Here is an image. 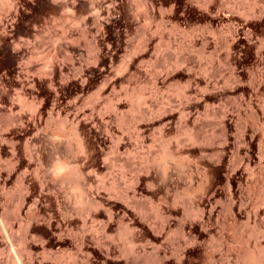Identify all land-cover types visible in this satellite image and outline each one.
I'll list each match as a JSON object with an SVG mask.
<instances>
[{"label":"rangeland","instance_id":"1","mask_svg":"<svg viewBox=\"0 0 264 264\" xmlns=\"http://www.w3.org/2000/svg\"><path fill=\"white\" fill-rule=\"evenodd\" d=\"M68 1H69V4L67 3L65 5L68 7L67 8L64 6V4H62L61 0H60V3L62 5L60 4L56 6L52 5L49 2V0H0V264H16V261L19 259V257L22 258V263L26 264L25 256H27V254H30L29 256H31V258L33 259L32 264H67L69 263L70 259L71 261L69 264H71V262L72 264L73 263L75 264H133L130 262V258L128 259L129 254H132L133 257L139 254V258L137 259L138 262L136 261L137 262L136 264H144V263L145 264H156L157 259L162 260L164 264H179L180 262L181 264H186V263L187 264H220V263L221 264H263L264 263L263 261L264 260V235H263L264 234V228H263L264 227L263 226L264 225V214H263L264 213V206H263L264 205V200H263L264 192L262 194L261 192L264 191V183H262L264 182V158H263L264 157L263 156L264 155V152H263L264 150L263 148L264 147V136H263L264 127H262L264 126L263 124L264 123V113H263L264 111V0H211L212 2L210 0H201V1L200 0H157V3L160 7V11L159 10L158 12L155 11L152 18L150 17L147 18L146 13L143 10H141V8L138 7L139 4L137 5L136 0H128L127 3L128 2L130 3L128 4L131 7H133L132 9H134L135 11L134 13L137 14L135 15L137 18L136 19L137 22H135V24L133 25H129L128 23L122 21V17L120 14L121 12L118 10L117 6L115 7L113 6L112 8L111 6L108 7L107 5L106 7V4L104 5V3H101V2L99 3V1L97 0H74V1L68 0ZM70 1L73 2V4L75 5H73ZM82 3L84 4L82 5ZM206 3L208 4L207 6H205ZM90 4L91 6H89ZM100 5H102L101 8H100ZM63 7L65 8L63 9ZM90 7H94V8L90 9ZM96 7L97 9L99 7L102 13L99 9L97 10ZM103 7H105L106 9ZM250 8L252 12L250 11ZM107 9L108 11H106ZM137 9L140 11H138ZM208 11L209 13H207ZM101 14H102V17H101ZM84 16L86 18H84ZM95 16L97 17L96 19H95ZM114 19H115V22H114ZM142 33H144V35ZM142 35L145 36L144 38L146 39L148 37H152V38H149L152 40L147 42L149 44L148 45L146 44L147 46V47L145 46L146 48L143 47L144 39ZM140 38L142 41L140 40ZM102 42H103V46H102ZM99 43L101 44V46L99 45ZM136 44L138 46H136ZM132 46L133 47L135 46L134 47L135 49ZM132 48H133V51H132ZM93 50H94V53H93ZM97 50H99V52ZM96 51L97 53H95ZM131 51H132V55L129 53ZM65 53H66V56L67 55L68 57L71 56L72 60H74L72 61V63L75 62L73 63L74 64L73 66H77L78 69L76 67H73L75 70L69 69L70 67H72V66H69L70 64L69 60L71 58H68L69 64H67L68 63L67 60L65 61L66 56L63 57ZM98 54H100V56ZM95 55H98L99 57L104 58L105 60L112 59L111 60L112 64H110V67L113 71L117 69L116 67L120 64V61L123 58H126V59H130L131 57L133 58V59L131 58L132 64L130 63L131 66L127 70L128 73L126 71V74H127V76L125 75L126 83L123 81L122 85L120 87L118 86L115 90L116 92L118 91V93L120 92L127 93V96H129V97L126 96L124 98L122 96L123 104L121 105V108H124L122 110L124 112V113L122 112L124 115L123 118L125 117L124 119L127 120L125 123V120L123 119L124 121L123 124L124 123L126 124V126L124 125L125 127L129 126L127 124L130 123L128 121L131 120V117L133 114L132 110H130L129 108L131 107V104L129 103L131 102L132 98L136 100V101L132 100L134 103L140 102L139 103L140 110H142L141 113H143L142 118H141V120L143 119L142 120L143 122H141L139 127L142 128L143 130V131L141 130L142 131L141 132L142 144L145 146L142 145L144 150L143 152L141 150L142 153H140V158H138V161L136 162L137 164H139L138 162L141 163L140 164L141 165L140 167L141 175H139V177L143 179L140 180L139 178L140 181H138V184L135 187H133L135 188V191L137 193V195L135 193L133 202H131L130 200L131 199L130 194L132 192L129 191L130 198L127 200V203L129 200L131 202L129 205L124 202V200L122 199L123 197L121 198L119 189L121 186V191H123L124 189H122V187H124V185L127 186L131 184V182H128V181L132 175L134 176V174L132 173H135L134 172L135 167L133 168V166H135L136 164L135 163L136 158L131 156L132 155L131 152H127V153L122 152V149L120 151L124 155L120 153L121 156H119L117 153L115 154L113 152V157H114L113 158L112 155L110 154L112 153V148L110 149L112 145L109 144L108 142L110 141L108 139V136H111V134L116 135L117 132L115 131L114 128H117V126H120V124L117 121H115V118L110 117L109 119H107L109 120L108 123L110 124V126L109 124L105 126L104 123H102L101 125V123H99L98 121H94L95 124L97 122L99 124L97 123V126L93 125V126H96L93 129L91 128V126L94 122L91 124L89 123V124L84 125V129L86 128L88 129V126L91 125L89 126L91 128L89 129V132L92 136L88 133V135H90L88 136L90 138V140L88 141L91 142V144L93 143L92 145H94L92 146L93 151L91 150L90 152H88L87 153L88 156H86L87 158L84 159L81 155H79V153L76 152V148H75L76 143H75V140L72 134L69 131L71 130V127H72L71 122L70 121L67 122V120L64 118V115L62 113L57 114L56 112H53V113L51 112L53 115L50 114L49 112L45 113V108L47 109L50 102H52L51 101L52 93L49 90L51 88H49L50 86H48V81H49L48 71L49 70L47 69H50L49 65L53 64L55 61H56L55 63L57 64L59 62L58 65L60 66L63 65V68L61 66V68L63 69V70L61 69V72L62 71L65 72V74L63 72L62 75H64L63 77H66V79L63 77H60L62 80L58 79L59 81L57 80L56 81L57 83L55 82L56 86H54V88H56V91H58L59 93L61 92L60 97H66L67 94L66 92L62 90V88H64L63 86L65 85L64 83L68 84V85L67 84L65 85L66 86L65 88H67V86L77 84L78 79L72 78L71 76L74 73L75 74L73 76L75 77L82 74L80 75V77H78L79 80L81 81L80 78H82V81H83V79L85 78L86 79V80L84 79L85 84L89 82L87 83L89 87L91 86L93 87L94 84H96L95 74L97 73L96 70L98 68L99 63L95 60L96 59L94 58ZM123 55L125 57H123ZM127 55H129L130 58ZM91 57H93L94 59L93 58L91 59ZM76 58L81 62V64ZM50 61L51 63H49ZM82 61H85V63ZM180 62H182L184 65ZM77 63L79 64L77 65ZM179 64L180 65L182 64V65L180 66ZM135 65L138 68L137 67L134 68ZM80 66L82 68H80ZM66 68L67 70L69 69V71H67ZM90 69L91 70L94 69V70L91 71ZM205 69L206 70L209 69L210 72L209 70H207V72H204L206 71ZM76 71L79 73H77ZM132 71L138 73L139 76H137L138 77L137 80L139 81H135V80L133 81V79H130L128 77V75L131 74L130 72ZM208 72L210 73L209 75L212 78H208V75L206 76L204 74V73L207 74ZM66 74L68 75L70 74L69 78L67 77ZM200 75L205 76V78L203 76L200 78ZM195 77H198L196 78V81H198L199 78L200 80L203 78L204 81L206 82L205 88H207V90L209 89L210 90L212 89V90L207 91L203 89L204 88V83L202 82L203 79L201 81L199 80V82L195 81V83H193L195 80ZM92 78H93V81H92ZM74 79L76 81H74ZM208 79H210L211 82ZM134 82L137 83V85L134 84ZM207 82L211 83L209 84L210 85L209 89H208ZM196 83L198 85H196ZM258 83L260 84V86H258ZM133 84H134V87H133ZM183 84H186L187 87L189 86L192 87V88L191 87L189 88L190 92L187 90L189 94L190 93L194 94L193 92L194 90L195 93H197V94H194V97H197L195 95H199L198 96L199 98L202 96L201 103L198 102V104L195 106L197 102L194 101L195 98L192 96L188 97L189 102L183 101L181 99L179 100L176 99V97H178V93L180 92L179 90L186 88L185 86L183 87ZM201 84L203 85V87H198V86H202ZM255 87L258 89H256ZM201 88L202 90H200ZM195 89H198V90H195ZM203 90L204 92L207 91L206 95L205 93L202 92ZM208 92H213V93H208ZM64 93L66 94L65 96H63ZM210 94H213V95H210ZM19 95H22V96H19ZM18 96L21 98L23 97L24 98L23 100L26 99L25 101H23V103L25 102V104L29 103V101L31 100L30 102L31 103L33 102L35 104L34 107L37 105L36 108L38 107L39 110H41V113L43 112L42 117H40L42 119L39 118L41 121H37L38 120L37 116L36 117L32 116L33 118L30 117L32 114L28 113L30 111L24 107L25 104H22L23 105L21 106L22 108H19L20 107L19 105L21 103L18 102L19 101L17 98ZM134 96H136L137 98L136 97L134 98ZM190 98H194V99L190 100ZM143 99L145 103L147 102L146 104H148L147 108L148 107L151 108L147 110L148 112L146 111L147 108L145 107L146 104L143 102ZM39 100L41 102H39ZM177 101H182V102H177ZM190 101H194L195 103H192V102L190 103ZM17 102L20 104H18ZM202 102H205V103L207 102V106H208V107L206 106L207 109H209L210 107L208 112H207V109L205 110V112L208 113L207 120L210 119L209 121L204 120L205 121L204 122L201 120V118L197 119L200 117V114H202L199 112H203L204 109L206 108L205 106H203ZM248 102H250L251 104ZM185 103H186V106L184 105ZM209 103L213 105L210 104L211 105L210 106ZM245 104H247V106ZM248 104L251 105L250 109L248 107ZM128 105L130 106L128 107ZM161 105L164 107H162ZM183 105L185 109H187V111L190 109L191 111V112L189 111L190 114L193 112V114L191 115H193L194 118L197 115L195 120L197 121L201 120L200 122H197L198 126L193 125L197 123L196 121L193 122L194 119H191L193 118V116L191 115H190L191 117L188 118V121L185 120L184 122H182L178 118L176 120L178 113L182 112V110H184L185 112ZM188 106L189 107L193 106V107L189 108ZM196 107L199 108L200 110L197 109ZM211 107L214 110H212ZM177 108L179 111L177 110ZM194 109L196 111H194ZM124 110H126L127 112ZM149 110H151V112ZM163 110L166 112V114ZM170 110H172L171 113L173 112V114L171 115L169 114ZM211 110L212 112H210ZM157 111H160V112L157 113ZM175 111H178V113H176ZM9 112L11 114H9ZM129 113L131 114V116H129ZM147 113H150V114H147ZM159 114H161L160 117L158 116ZM210 114L212 116H210ZM148 115H151L152 117H156L155 120L154 118H152L153 120L150 119L151 117H148ZM48 116H49L48 119L50 121L49 120L45 121V119H47ZM128 116L130 117V119ZM257 116H258L259 121L255 120ZM148 120L150 121V123L148 122ZM161 121L163 122V124ZM21 122L23 123V125H21L22 124ZM116 122L119 125L116 124ZM179 122L180 123L182 122L183 124H185L186 122L187 126L186 124L184 126L181 124L183 127L182 126L179 127L178 126V124H180ZM201 122L202 123L204 122V123L200 124ZM45 123H46V126L44 125ZM212 123L214 124L212 125ZM164 124L167 129L162 126ZM255 125H258L259 128L263 130H259L258 126L256 127ZM55 126L56 127L58 126L57 130L56 128H54ZM103 126H104V129H103ZM150 126L151 127L153 126L154 129L157 128V130L154 131V129H151ZM160 126H162L161 129L159 128ZM60 127L61 128L63 127L62 130ZM107 127H109L108 130L109 129L111 130V131L109 130V133H108V130L106 131ZM176 127L179 129H177ZM33 128H36L37 130ZM190 128H192L193 130ZM197 128H199L200 131ZM53 129L54 131L55 130L57 131V133L55 131L56 135L54 136L53 134H50L54 132ZM112 129L114 130L113 133H112ZM50 130L52 132H50ZM156 131L158 132V134ZM186 131L190 132L188 136L186 135L188 133V132L186 133ZM241 132L243 135L241 134ZM198 133L200 136L198 135ZM189 135L194 136V138L190 137ZM46 136L48 137L47 140H49L50 142L45 140L47 138ZM49 136L50 138L52 136L53 137L50 139ZM57 136H59L60 139ZM242 136L245 138L244 140ZM29 137H30V140H29ZM154 137L155 139H153ZM200 137L202 141L197 140L198 142L200 141L201 142L196 143L197 142L196 138L200 139ZM249 137L251 138V140ZM25 138H27V142H28L27 144H26V141H24L26 140ZM101 140L102 142H100ZM193 140H195L196 142H194ZM110 142L113 143V140H111ZM38 145L40 148L38 147ZM24 146H27V148H29V150L33 152H36L38 150L39 152L37 151L36 153L38 154L40 153L42 157L46 156L47 161L43 163V165L46 167H43V165L39 166L37 164L38 165L37 169L39 173L38 175H40L39 177H42L44 173L43 171H47L50 168L52 169V167L50 168L48 167L51 164H53L54 162L53 160L57 158L59 160L62 159L61 160L62 162L61 161L60 162L63 163L64 168H67V170H68V167L74 168L73 165L75 166L81 165L82 167L80 168L83 170V174L85 176V184L83 186L85 189L83 190L85 193L86 192L88 193L85 194L83 190L81 189L80 190L85 195L91 194L92 198L95 201L97 200H98L97 202L101 201L102 206L104 204V207L102 206H97L96 208L94 207L93 208L94 211L92 210L91 212L92 214L90 215L91 217L92 215H94L92 218L95 217L94 218L96 220L95 227L99 230V231L97 230L98 234L92 236L91 233L88 232V229H84L86 231L85 238L86 237L87 238L85 240L84 245H81L82 247L79 245V242H78L79 236L76 237L78 234L76 235L75 232H73L75 236L72 233H71L72 235L69 234L70 232L69 231L67 232L66 231L67 229L64 228V226H62L61 220L63 218H71V221L73 220L72 222L74 223L73 231H76V233L78 232L80 233L79 231L80 229L78 227H79L80 217L84 215V210H85L84 205L85 204H83V202L85 203V196L81 193V191L78 192L79 189L76 191L77 188H76L74 180H70L69 182L58 184L61 186L60 187L56 185V183L54 184L50 183L46 179V181H48L49 183V186L53 188H50L48 184L46 185L48 186L47 188L46 186L43 187V193L41 192L42 196L45 193L43 197L40 195L41 193L39 194V191H37L38 189L34 190L33 192L31 190V185L33 188L32 171L30 169L29 170L27 169L25 172L22 168L20 169V165L18 161L16 162L17 160L15 156L16 151L19 148L22 149ZM32 146L34 147V149H32L33 148ZM127 146H129V143ZM150 148L153 149L152 151L155 153L153 155L157 154L155 156L156 158L152 157V151H150L151 156L150 154H147L149 153L148 149L150 150ZM261 149L262 151H260ZM40 151H43V152H40ZM45 151L48 153H46ZM217 151L219 152L215 153ZM243 151L245 152L247 156H250L251 159L253 158L252 159L253 163L251 162L252 164L249 163L250 166H247L250 172L246 170L247 169L245 166L246 164L244 163L246 162V159L248 157L247 156L243 157V155H245ZM262 152L263 154L261 155ZM49 153L50 155H46ZM214 153L216 156L214 155ZM258 153H259V156H257ZM144 154H145V157H144ZM146 154L149 155V157L152 159H149ZM163 154L165 157H163ZM212 154L215 156L214 158ZM115 155H118L119 158L118 156H116L117 159H115L116 158ZM169 155H173L169 157V158L173 157V159L171 160L169 159L172 163L171 162L169 163V160H167ZM101 156H103V158ZM209 156L210 158L212 157V159H210ZM146 157H147V160L145 159ZM163 158L166 159L168 163L166 160L163 161ZM131 159H135V160H131ZM84 160L88 163V166H87V163L84 162ZM110 160L111 162L114 161L115 164H112L114 162L111 163ZM151 160H152V164H151ZM160 160L163 161L162 164H160L161 162ZM233 160H235L236 162ZM165 161H166V164L168 165L164 164ZM193 161L194 162L198 161V162L197 163L195 162L194 164ZM240 161H242L243 163ZM75 162H79L80 164L79 163L77 164ZM116 162H118L121 165H119ZM133 162L135 164H133ZM230 162L231 163L233 162V165ZM125 163H126V166H125ZM144 163L145 165H143ZM157 163L160 166L156 165ZM177 163H178V166H177ZM235 164L239 166V169L234 168V166H236ZM241 164L244 165L245 168H243ZM112 165H114V168H112ZM118 165L121 167L120 169ZM162 165L166 166V168L161 169L163 168ZM195 165L197 168H195ZM198 167H200L199 171H198ZM131 168H133L132 169L133 171L131 170ZM230 168L232 169V171L230 170ZM51 169L48 171L50 172ZM122 169H125V170L121 171ZM171 169L174 171H172ZM194 169L196 171H194ZM201 170H204V171H201ZM235 170H238L237 173H234V174L230 173V172H235ZM62 171L66 172L64 169ZM146 171H148V173ZM153 171L155 173H153ZM239 171H240L241 176L238 175ZM122 172L123 174H121ZM198 173L199 175H197ZM96 174L98 177L96 176ZM206 174L209 175L208 177L210 178V180H207L209 179L207 178L204 181V179L202 178L203 177L205 178L207 176ZM229 174H231L232 177L231 175L228 176ZM19 175H23L24 181H25V182L23 181L22 183L24 184L20 186L18 183L19 178H23V177H20ZM26 175H28L27 176L28 178L26 177ZM112 175L115 177H113ZM116 175H118V177L123 175L122 178L125 176L123 180L125 181L127 180L126 184H123V186L119 184L118 188L113 185L115 189L119 190L118 191L119 194L116 192L117 190L115 191L114 187L111 186L113 184V180L117 178ZM200 175L201 177H199ZM165 177L166 179H164ZM234 177L236 178L235 180H234ZM112 178L114 179L112 180ZM227 178L230 180H228ZM152 179L155 180V182H151ZM99 180H101L102 182L101 181L99 182ZM199 180L200 181L202 180V181L200 182ZM238 180L239 182H237ZM250 180H252V182ZM111 181H112V184H111ZM215 181L217 184L215 183ZM147 182L148 183L150 182V184H147ZM120 183H125V182L120 181ZM249 183H250V186H248ZM251 183H252V188L254 189L251 188ZM70 184L72 188L70 187ZM201 184L202 185L204 184L205 187L202 188ZM260 184L262 185V187L260 186ZM246 185L248 187H246ZM87 186L89 188H87ZM73 187H75V190ZM44 188H46L47 190ZM152 188H154V190ZM248 190L250 191L247 192ZM35 191L38 194H36ZM69 191L72 192L74 195L72 193L71 195ZM228 192H230V196ZM97 193L100 195H98ZM231 193H233V195ZM140 194L142 195L140 196ZM38 197H40V200ZM139 197H142V199ZM149 197L150 199L148 200ZM230 197H232L233 200L232 198L230 200ZM82 198L84 200L83 202L80 201L82 200ZM35 199L39 200L37 204H34L33 202V200ZM120 199H122V202H124V204L120 202L121 201ZM255 199H257L258 203ZM21 200H23L27 204L22 205L21 202L23 201ZM163 200L167 202L165 203ZM259 201H262L261 203L263 204H261ZM81 202H82V205H81ZM158 202L160 205L157 204ZM196 202H198L199 204ZM55 203H58L57 205H58V209L60 210V213L58 212V209ZM171 203L175 205L174 206L175 208L172 207L171 209V205H172ZM125 204H127L128 206L126 205L125 207ZM134 204L136 205L137 208L135 207ZM148 204H151V205H148ZM24 205H26L27 207ZM28 205H29V209L31 210L28 209ZM112 205L113 207L114 206L115 207L113 208ZM197 205H199L200 207H204V212H205L204 213L205 215L203 217V220H204L203 226L205 224L206 232L203 235V237L200 238V240L204 239L203 240L204 242L202 241L203 242L202 244L204 246L201 245L202 247L200 248H197L196 246H194L193 248H190L189 246V248L186 247V249H184L185 252L182 250H178L177 248L178 251L180 252L182 251L181 252L182 254L178 251L175 252L176 250L175 246L177 245L174 244L175 237H176V235L174 234V226L177 220L174 218H177V217L179 218L182 211H184L187 215L189 213L190 217L191 216L194 217L193 215L197 213L196 212L197 210L195 208ZM33 206L35 208H33ZM260 206H262L263 208L262 207L260 208ZM18 207H21V208H19L18 210ZM127 207H129V210L127 209ZM131 207L133 210H131ZM134 207L136 210H134ZM157 207L159 208V212L156 209ZM209 207L210 208L213 207L212 209L214 212L211 214L212 216L210 215L211 217L209 216V218H207L206 212L209 210ZM81 208H82V211H81ZM230 208H232L233 210ZM237 208L240 209L239 210L240 213L238 211L239 214H237L236 212ZM256 208L258 209L256 210ZM108 209L110 211L112 210L115 211L116 214H114L115 219L112 222V225L110 226V228L108 227L109 229L107 228L105 230V233H107V236H106L105 233L104 234L102 233L101 228L103 227V224L106 222L107 215L104 213L108 214L110 212V211L107 212ZM121 209L125 211L128 214V216L131 214V216H129V219H133V220L127 222V219H128L127 218L126 225L118 227L116 223V219L118 215L117 212H119V210ZM190 209L193 212H190ZM194 211L196 213H194ZM81 212L83 213V215ZM139 213H140V216H139ZM170 213L172 215L169 218L168 214ZM257 213L259 215H257ZM151 214H154L153 218ZM254 215L256 216V218H254ZM258 216H260L261 218ZM97 218L101 220L99 221L97 220ZM59 219H60V229L62 228L61 230L57 228L54 229V226ZM147 220L150 222L151 227L150 226L148 227L149 222ZM165 224H166V228H165ZM133 226L134 227L136 226L135 228L137 229L136 231L133 230V232L137 235L136 236L137 238H135L137 244L134 241L135 245L127 241L129 239V236H128L129 229L132 228ZM261 228L263 231L261 230ZM151 229L153 230L155 229L154 230L155 232ZM149 232L150 233L152 232L155 235L158 232L160 233V237H157V240H156V238L152 236L153 234L151 233L150 235ZM173 234L175 235V237ZM151 236L153 237V239H151L152 238ZM104 237L106 239H104ZM171 237L173 241H170ZM58 238H60V242H64V244H62L63 246L60 245L61 250L57 249L54 246V243L56 239ZM139 238L141 239L139 240ZM161 238L162 239L164 238V240H160ZM154 239L156 240V242ZM165 239H168L169 242L168 240H165ZM147 240H154V241L147 242ZM159 240L162 241L163 243L161 242L160 244ZM144 242L146 243V245ZM149 242L152 243V244L150 243L151 247L155 244H156V247H158V249L159 247L160 248L162 247L160 250H158V253H159V254L157 253V255H159L157 256L158 258L154 256L153 251H152L153 247L150 248ZM171 242L173 243L170 245ZM142 243H144V245ZM108 244H110V246ZM141 244L143 245L144 248H142ZM41 248H44V250L47 253L43 252ZM202 248L205 252V259L203 261H200L197 259H195L196 261L194 259L190 260L189 256L192 254L194 256L196 255V253L201 252L202 250L200 249ZM194 249L195 250L197 249V250L195 251ZM138 250L140 251V253ZM141 250H143L144 252L142 251L141 253ZM132 251H134L136 255H134L133 254L134 252ZM48 252H49V255H47ZM66 254L69 256H66ZM184 255L186 257L183 258ZM179 257L182 258L183 261ZM124 258H127V259L125 260ZM185 258L186 259L188 258V261L190 263H188V261ZM177 259H178V263H177ZM179 259L181 261H179Z\"/></svg>","mask_w":264,"mask_h":264},{"label":"bare ground","instance_id":"2","mask_svg":"<svg viewBox=\"0 0 264 264\" xmlns=\"http://www.w3.org/2000/svg\"><path fill=\"white\" fill-rule=\"evenodd\" d=\"M74 1V0H73ZM97 1H99V3L101 2V3H104V5L106 4V7H107V5H108V7L109 6H111L112 8H113V6L115 7V6H117L118 7V10L121 12L120 14H121V17H122V21H124V22H126V23H128L129 25H133V24H135V22H137L136 21V16L135 15H137V14H135L134 12V9H132L133 7H131L128 3H127V1L128 0H97ZM96 1V2H97ZM137 1V5L139 4V8H141V10H143L145 13H146V15H147V18H152V16H153V14H154V12L156 11V12H158V10L160 11V7H159V5H158V3H157V0H136ZM201 1V0H200ZM211 1V0H210ZM49 2L52 4V5H60L61 3H60V0H49ZM61 2H62V4H64V6L68 3L69 4V1L68 0H61ZM71 2V1H70ZM77 2V1H76ZM83 2V1H82ZM87 2V1H86ZM85 2V3H86ZM90 2V1H89ZM95 2V1H94ZM134 2V1H133ZM212 2V1H211ZM72 4H73V2H71ZM81 3V2H80ZM93 3V2H92ZM208 3H209V1H208ZM61 4V5H62ZM84 3H82V5H83ZM211 4V3H210ZM221 4V3H220ZM73 5H75V4H73ZM81 5V6H82ZM86 5V4H85ZM87 5H88V3H87ZM93 5V4H92ZM97 5V4H96ZM133 5V4H132ZM202 5H204V4H202ZM208 4L206 3V5L205 6H207ZM218 5V4H217ZM72 6V5H71ZM89 6H91V4L89 5ZM101 6L102 5H100V8H101ZM58 7V6H57ZM65 7H67V6H65ZM65 7H63V9L65 8ZM83 7V6H82ZM116 7V8H117ZM138 7H136V8H138ZM204 7V6H203ZM62 8V7H61ZM68 8V7H67ZM92 8H94V7H90V9H92ZM103 8H105V7H103ZM209 8V7H208ZM82 9V8H81ZM88 9H89V7H88ZM96 9H97V7H96ZM98 9H99V7H98ZM97 9V10H98ZM106 9V8H105ZM110 9V8H109ZM204 9V8H203ZM217 9H219V8H217ZM100 10V9H99ZM103 10V9H102ZM115 10V9H114ZM138 10V9H137ZM136 10V11H137ZM210 10V9H209ZM86 11V10H85ZM89 11V10H88ZM92 11V10H91ZM101 11V10H100ZM106 11H108V9L106 10ZM110 11V10H109ZM138 11H140V10H138ZM250 11L252 12V10H251V8H250ZM97 12V11H96ZM96 12H94V13H96ZM105 12V11H104ZM111 12V11H110ZM84 13V12H83ZM86 13V12H85ZM89 13V12H88ZM93 13V12H92ZM101 13H102V11H101ZM114 13V12H113ZM160 13V12H159ZM207 13H209V11L207 12ZM217 14V13H216ZM91 15V14H90ZM96 15V14H95ZM213 15V14H212ZM212 15H210V16H212ZM218 15V14H217ZM88 16V15H87ZM156 16V15H155ZM220 16V15H219ZM92 17V16H91ZM101 17H102V14H101ZM100 17V18H101ZM106 17V16H105ZM109 17V16H108ZM218 17V16H217ZM84 18H86L85 16H84ZM97 17L95 16V19H96ZM99 18V17H98ZM154 18V17H153ZM216 18V17H215ZM223 18H224V16H223ZM94 19V20H95ZM103 19V18H102ZM105 19V18H104ZM216 20V19H215ZM96 21V20H95ZM121 21V20H120ZM223 21V20H222ZM98 22V21H97ZM114 22H115V19H114ZM117 22V21H116ZM118 24V23H117ZM120 25V24H119ZM137 25V24H136ZM245 25V24H244ZM116 26V25H115ZM118 27V26H117ZM135 27V26H134ZM125 28V27H124ZM229 28H231V27H229ZM231 31V30H230ZM235 31V30H234ZM199 33V32H198ZM143 35H144V33H142ZM149 34V33H148ZM142 35V36H143ZM153 35V34H152ZM202 35V34H201ZM200 35V36H201ZM149 36V35H148ZM147 36V37H148ZM145 36H143V39H144V41H143V47L144 48H146L147 46H146V44L148 45L149 43H147V42H149L150 40H152V39H149V38H152V37H148L147 39L146 38H144ZM154 38V37H153ZM140 40H141V38H140ZM142 41V40H141ZM126 42V41H125ZM117 43V42H116ZM140 43V42H139ZM152 43V42H151ZM154 43V42H153ZM120 44V43H119ZM129 44H131V43H129ZM141 44V43H140ZM99 45L101 46V44L99 43ZM133 45V44H132ZM64 46V45H63ZM69 46V45H68ZM102 46H103V42H102ZM136 46H138L137 44H136ZM146 46V47H145ZM65 47V46H64ZM99 47V46H98ZM133 47V46H132ZM135 47V46H134ZM133 47V48H134ZM140 47H141V45H140ZM97 48V47H96ZM108 48V47H107ZM133 48H132V51H133ZM139 48V47H138ZM151 48V47H150ZM64 49V48H63ZM67 49H68V47H67ZM99 49V48H98ZM103 49V48H102ZM106 49V48H105ZM135 49V48H134ZM143 49V48H142ZM141 49V50H142ZM95 50V49H94ZM94 50H93V53H94ZM144 50V49H143ZM98 52H99V50H97ZM97 51L95 52V53H97ZM102 51V50H101ZM129 51V50H128ZM132 51L131 52H129L131 55H132ZM108 52V51H107ZM116 52V51H115ZM125 52H127V51H125ZM90 53V52H89ZM92 53V54H93ZM101 53V52H100ZM105 53V52H104ZM103 53V54H104ZM91 54V53H90ZM102 54V53H101ZM115 54V53H114ZM120 54H121V52H120ZM127 54V53H126ZM129 54V55H130ZM94 55V54H93ZM99 56H100V54H98ZM98 55H95V57L94 58H96L95 60L99 63V65H98V68H97V73L95 74L96 75V84H94V86L91 88V87H89V85H87V83H89V82H87L86 84H85V81H84V79H83V81H82V78H80L81 79V81L79 80V78L78 77H80V75H82V74H80L79 76H73V75H71L72 76V78H77L78 80H77V84H75V85H70V86H67V88H65L66 86V84L67 83H64L65 85H63L64 86V88H62V90L64 91V92H66V94H67V96L66 97H60V93L58 92V91H56V88H54V86H56V84H55V82L59 79V80H62L60 77H63L64 75H62L63 74V72L64 71H62L61 72V69L63 68V65H61L62 66V68H61V66L60 65H58L59 64V62H58V64L57 63H53V64H50L49 66H50V69H47L48 68V66H47V70H49L48 72V79H49V81H48V86H50L49 88H51V89H49L50 91H51V93H52V102H50V104H49V106H48V108L46 109L45 108V113H50V114H52L53 112H56L57 114H60V113H62L63 115H64V118L67 120V122L68 121H70L71 122V125H72V127H71V130H69L70 131V133L72 134V136H73V138H74V140H75V143H76V152L77 153H79V155H81L84 159H86L87 157L86 156H88V152H90L91 150H92V146H94V145H92L91 144V142H89L88 140H90V138L88 137V136H90L91 134H90V132H89V129H93L94 127H96L97 126V123L99 122V123H101V125H102V123H104L105 124V126L107 125V124H109L108 123V121L109 120H107V119H109L110 117H113V118H115V121H117L119 124H120V126H117V128H114L115 129V131L117 132V134L116 135H112L111 134V136H108V139L111 141V140H113V143L112 142H110V141H108L109 142V144H111L112 146L110 147V149L112 148V153H110L111 155H112V157H113V152L116 154H118L119 156H121L120 155V153H121V149H122V152H131V156L132 157H134V158H136V161H135V163L138 161V158H140V153H142L143 152V147H142V134H141V132L143 131L142 130V128H140L139 127V125L141 124V122H143L142 120H141V118H142V115H143V113H141L142 112V110H140V102L138 103V102H133L132 100H134L133 98H132V100H131V102L129 103V104H131V107H129L130 105H128V107L130 108V110H132V112H133V114H132V117H131V120L130 121H128V122H130L129 124H127V125H129V126H127V127H125L126 126V121L127 120H125L124 118H123V109L124 108H121V105L123 104V99H122V96H123V98L124 97H126L127 96V93H118V91L116 92L115 90H116V88L119 86H121L122 85V83H123V81L125 82L126 81V79H125V75L127 76V74H126V71L128 70V68L131 66L130 65V63L132 62L131 60L133 59L132 57V59L130 58V56L129 55H127V56H129V58L130 59H126V58H123L121 61H120V64L116 67L117 69L116 70H112L111 69V67H110V64H112L111 62V60L112 59H109V60H105L104 58H101V57H99ZM108 55H109V53H108ZM118 55V54H117ZM66 56V53H65V55H63V57H65ZM70 56V55H69ZM89 56V55H88ZM126 56V57H127ZM120 57V56H119ZM123 57H125L124 55H123ZM68 58H71V56L70 57H68V55L65 57V61L67 60V62H68ZM80 58V57H79ZM93 57H91V59H92ZM93 58V59H94ZM54 59H56V58H54ZM63 59V58H62ZM77 59V58H76ZM91 59H90V61H91ZM78 60V59H77ZM81 60H82V58H81ZM88 60V59H87ZM54 61V60H53ZM52 61V62H53ZM62 61V60H61ZM64 61V62H65ZM70 61V64H69V62L67 63V64H69V66H72V67H70L69 69H74L73 67H76L77 68V66H73L74 64L73 63H75V62H73L72 63V61H74V60H72V58L69 60ZM79 61V60H78ZM78 61H76V62H78ZM86 61V60H85ZM85 61H82V62H84L85 63ZM95 61V62H96ZM89 62V61H88ZM93 62V61H92ZM49 63H51V61L49 62ZM63 63V62H62ZM79 63L81 64V62L79 61ZM79 63H77V65L79 64ZM180 63H182V62H180ZM61 64V63H60ZM89 64V63H88ZM94 64V63H93ZM92 64V65H93ZM132 64V63H131ZM183 64V63H182ZM181 64V65H182ZM65 65H66V63H65ZM76 65V64H75ZM83 65V64H82ZM97 65V64H96ZM180 65V64H179ZM180 65V66H181ZM184 65V64H183ZM66 67V66H65ZM137 66L135 65V67L134 68H136ZM80 68H82L81 66H80ZM79 68V69H80ZM138 68V67H137ZM45 69V70H46ZM69 69L67 70V68H66V70L67 71H69ZM78 69V68H77ZM76 69V70H77ZM85 69V68H84ZM87 69V68H86ZM89 69V68H88ZM63 70V69H62ZM75 70V69H74ZM82 70V69H81ZM91 70V69H90ZM89 70V71H90ZM94 70V69H93ZM93 70H91V71H93ZM138 70V69H137ZM206 70V69H205ZM207 70H209V69H207ZM207 70L206 71H204V72H207ZM66 71V72H67ZM71 71H73V70H71ZM70 71V72H71ZM79 71V70H78ZM84 71V70H83ZM83 71H82V73H83ZM88 71V72H89ZM77 72V71H76ZM203 72V71H202ZM209 72H210V70H209ZM204 73L206 76L208 75V78H212V77H210V73ZM47 73V72H46ZM69 73V72H68ZM77 73H79V72H77ZM127 73H128V71H127ZM131 74H129L128 75V77L130 78V79H133V81L135 80V81H139V80H137V76H139L138 75V73L137 72H130ZM44 74V73H43ZM64 74H65V72H64ZM92 74V73H91ZM203 74V75H204ZM67 75V77L69 78V75L68 74H66ZM65 75V76H66ZM195 75V74H194ZM202 75V76H203ZM191 76H193V75H191ZM201 75H200V78L202 77ZM82 77V76H81ZM88 77V76H87ZM199 77V76H198ZM198 77H195V80H194V82L193 83H195V81H196V78H198ZM204 78H205V76H203ZM63 78H65L66 79V77H63ZM200 78H199V80H200ZM46 79H47V77H46ZM64 79V80H65ZM203 79V78H202ZM201 79V80H202ZM58 80V81H59ZM63 80V81H64ZM68 80H70V79H68ZM86 80V79H85ZM199 80L198 81H196V82H199ZM200 80V81H201ZM206 80V79H205ZM209 81H210V79H208ZM213 80V79H212ZM72 81V80H71ZM70 81V82H71ZM74 81H76L75 79H74ZM92 81H93V78H92ZM132 81V80H131ZM161 81V80H160ZM216 81V80H215ZM67 82V81H66ZM73 82V81H72ZM129 82V81H128ZM156 82V81H155ZM192 82V81H191ZM190 82V83H191ZM202 82L204 83V90H207V88H205L206 86V82L204 81V79L202 80ZM201 82V83H202ZM211 82V81H210ZM57 83V82H56ZM59 83V82H58ZM63 83V82H62ZM126 83V82H125ZM132 83V82H131ZM130 83V84H131ZM184 83H186V82H184ZM188 83H189V81H188ZM208 83V82H207ZM55 84V85H54ZM91 84V83H90ZM134 84H136L137 85V83H135L134 82ZM134 84H133V87H134ZM153 84H154V82H153ZM156 84V83H155ZM192 84V83H191ZM190 84V85H191ZM209 84H211V83H208V89L210 88L209 86ZM214 84V83H213ZM215 84H217V83H215ZM45 85H47V84H45ZM68 85V84H67ZM127 85H128V83H127ZM188 85V84H187ZM196 85H198L197 83H196ZM202 85V84H201ZM58 86H59V84H58ZM125 86V85H124ZM123 86V87H124ZM180 86H181V84H180ZM186 87V88H184V89H182V90H179L180 92L178 93V97H176V99H181V100H183V101H188L189 100V98L188 97H194V94H197V93H195V91L193 90V92H194V94L192 93H188L187 92V90L190 92V90H189V88L191 87V86H189V87H187L186 86V84H183V87ZM193 86V85H192ZM258 86H260V84L258 83ZM47 87V86H46ZM194 87H195V85H194ZM197 87V86H196ZM198 87H203V85L202 86H198ZM217 87V86H216ZM215 87V88H216ZM192 88V87H191ZM256 88V87H255ZM125 89V88H124ZM123 89V90H124ZM180 89V88H179ZM256 89H258V88H256ZM118 90H119V88H118ZM122 90V91H123ZM195 90H198V89H195ZM200 90H202V88L200 89ZM204 90L202 91L203 93H205V95H206V92L207 91H209V90H207L206 92H204ZM212 90V89H211ZM210 90V91H211ZM62 91V92H63ZM121 91V90H120ZM126 91V90H125ZM176 91H178V90H176ZM255 91V90H254ZM260 91V90H259ZM127 92V91H126ZM199 92V91H198ZM215 92V91H214ZM22 93H24V92H22ZM133 93V92H132ZM201 93V92H200ZM208 93H213V92H208ZM207 93V94H208ZM19 94V93H18ZM21 94V93H20ZM31 94V93H30ZM63 94V93H62ZM65 93H64V95L63 96H65L66 95ZM128 94H130V93H128ZM188 94H189V96H188ZM218 94V93H217ZM220 94V93H219ZM176 95V94H175ZM202 95V94H201ZM204 95V94H203ZM210 95H213V94H210ZM221 95H222V93H221ZM19 96H22V95H19ZM17 97L18 98V102H20V103H18V104H20L19 106V108H22L21 106H23L22 104H25V102L23 103V101H25V100H23L24 98V95H23V97L21 98V97ZM49 96V95H48ZM133 96V95H132ZM177 96V95H176ZM195 96H197V97H194L195 98V102H197L196 104H195V106L198 104V102H200L201 103V100H202V96L199 98L198 96L199 95H195ZM127 97H129V96H127ZM136 96H134V98H135ZM32 98H34V97H32ZM48 98V97H47ZM137 98V97H136ZM194 98H190V100H193ZM212 98H214V97H212ZM220 98V97H219ZM43 99V98H42ZM45 99V98H44ZM126 99V98H125ZM140 99V98H139ZM138 99V100H139ZM33 100V99H32ZM61 100V101H60ZM137 100V101H138ZM213 100V99H212ZM31 101V100H30ZM29 101V103H26L25 104V108H27V110H29L30 112H28V113H30V114H32L30 117H32V116H37L38 118V120L37 121H41L40 119H42V118H40V117H42V113H41V110H39V108L37 107L36 108V106L34 107V103L32 102H30ZM49 101V100H48ZM128 101H130V100H128ZM127 101V102H128ZM134 101H136V100H134ZM140 101V100H139ZM174 101H176V100H174ZM194 101H190V103L192 102V103H195ZM207 101V100H206ZM215 101V100H214ZM240 101V100H239ZM249 101V100H248ZM251 101V100H250ZM39 102H41L40 100H39ZM134 104H133V103ZM142 102V101H141ZM143 102L145 103V101H144V99H143ZM177 102H182V101H177ZM189 102V101H188ZM247 102V101H246ZM38 103V102H37ZM126 103V102H125ZM147 103V102H146ZM145 103V104H146ZM184 103V102H183ZM182 103V104H183ZM190 103H188V104H190ZM203 103V106H207V102L205 103V102H202ZM206 105H205V104ZM241 103V102H240ZM248 103H250V102H248ZM43 104H44V102H43ZM172 104V103H171ZM177 104V103H176ZM187 104V105H188ZM211 103H209V105H210ZM239 104V103H238ZM251 104V103H250ZM147 105L148 104H146V108H147ZM168 105V104H167ZM178 105V104H177ZM176 105V106H177ZM180 105H181V103H180ZM179 105V106H180ZM185 106H186V103L184 104ZM184 105H183V107H184ZM202 105V104H201ZM211 105H213V104H211ZM210 105V106H211ZM246 106H247V104H245ZM41 106V105H40ZM44 106V105H43ZM127 106V105H126ZM144 106V105H143ZM162 106V105H161ZM160 106V107H161ZM175 106V107H176ZM216 106H217V104H216ZM122 107H124V106H122ZM142 107V106H141ZM162 107H164V106H162ZM181 107H182V105H181ZM189 107V106H188ZM191 108L193 107V106H190ZM189 107V108H190ZM208 107V106H207ZM207 107L204 109V111L203 112H205V110L207 109ZM214 107V106H213ZM248 107H249V109H250V107H251V105H249L248 104ZM12 108V107H11ZM170 108H172V107H170ZM197 108V107H196ZM195 108V109H196ZM212 108V107H211ZM223 108H224V106H223ZM226 108V107H225ZM238 108H240V107H238ZM42 109V108H41ZM144 109V108H143ZM148 109H151V108H147L146 109V111L148 110ZM153 109V108H152ZM157 109H159V108H157ZM161 109V108H160ZM175 109V108H174ZM180 109V108H179ZM184 109H185V107H184ZM194 109V111H196ZM197 109H199V108H197ZM209 109H210V107H209ZM209 109H207V112L209 111ZM216 109V108H215ZM262 109V108H261ZM20 110V109H19ZM24 110V109H23ZM129 110V109H128ZM154 110V109H153ZM156 110V109H155ZM176 110V109H175ZM177 110H178V108H177ZM182 110V109H181ZM180 110V111H181ZM193 110V109H192ZM200 110V109H199ZM212 110H214L213 108H212ZM212 110L210 111V112H212ZM16 111V110H15ZM18 111V110H17ZM26 111V110H25ZM124 111H126V110H124ZM150 112H151V110H149ZM164 111V110H163ZM171 111L172 110H170V112H169V114L171 115V114H173V112L171 113ZM179 111V110H178ZM178 111H175L176 113H178ZM187 109H185V112H184V110H182V112H180V113H178V116L176 117V120H177V118L180 120V121H182V122H184L185 120H187L188 121V118L189 117H191V116H193V115H191V114H193V112L190 114L189 113V111H190V109L187 111ZM223 111H225V110H223ZM263 111V110H262ZM21 112V111H20ZM52 112V113H51ZM123 112V113H122ZM127 112V111H126ZM130 112V111H129ZM148 112V111H147ZM155 112V111H154ZM158 112H160V111H157V113ZM165 112V111H164ZM174 112V113H175ZM191 112V111H190ZM203 112H199V113H202V114H200V117L199 118H197V119H200L201 118V120L202 121H206L207 120V118H208V113H203ZM214 112V111H213ZM237 112V111H236ZM250 112H251V110H250ZM19 113V112H18ZM44 113V114H45ZM162 113V112H161ZM196 113V112H195ZM198 113V112H197ZM229 113V112H228ZM263 113H264V111H263ZM9 114H11L10 112H9ZM43 114V115H44ZM55 114V113H54ZM147 114H150V113H147ZM163 114V113H162ZM165 114H166V112H165ZM169 114H167V115H169ZM212 114V113H211ZM210 114V116H212ZM217 114V113H216ZM220 114V113H219ZM20 115V114H19ZM46 115V114H45ZM49 115V114H48ZM53 115V114H52ZM62 115V116H63ZM145 115V114H144ZM160 115L161 114H159L158 116L160 117ZM167 115H165V116H167ZM191 115V116H190ZM22 116H23V114H22ZM50 116V115H49ZM49 116L47 117V119H45V121H47V120H49L48 118H49ZM57 116V115H56ZM59 116V115H58ZM61 116V115H60ZM125 116H127V115H125ZM129 116H131V114L129 113ZM128 116V117H129ZM163 116V115H162ZM197 116V115H196ZM196 116H195V118H194V116H193V118H191V119H194L193 120V122H195L196 121V123L197 122H200V121H197V120H195L196 119ZM209 116V117H210ZM225 116V115H224ZM228 116V115H227ZM255 116V115H254ZM34 117V118H35ZM148 117H151L150 119H152V118H154V120H155V118L156 117H152L151 115H148ZM158 117V118H159ZM222 117V116H221ZM17 118H18V116H17ZM22 118V117H21ZM33 118V117H32ZM40 118V119H39ZM45 118V117H44ZM43 118V119H44ZM51 118V117H50ZM163 118V117H162ZM167 118V117H166ZM173 118V117H172ZM213 118V117H212ZM211 118V119H212ZM27 119V118H26ZM123 119L125 120V123L123 124ZM129 119H130V117H129ZM146 119V118H145ZM149 119V118H148ZM149 119V120H150ZM161 119V118H160ZM254 119H255V117H254ZM30 120V119H29ZM111 120V119H110ZM114 120V119H113ZM148 120V122L150 123V121ZM153 120V119H152ZM175 120V121H176ZM178 120V121H179ZM210 119H208L207 121H209ZM215 120V119H214ZM255 120H258V116H257V118L255 119ZM50 121V120H49ZM53 121V120H52ZM65 121V120H64ZM94 121H98L96 124H95V122ZM146 121V120H145ZM158 121V120H157ZM166 121H168V120H166ZM165 121V122H166ZM175 121H173V122H175ZM204 121V122H205ZM212 121V120H211ZM229 121H230V119H229ZM259 121V120H258ZM27 122V121H26ZM29 122V121H28ZM94 122V123H93ZM116 122V124H118ZM155 122V121H154ZM162 122V121H161ZM170 122V121H169ZM180 123V124H178V126L180 127V126H184L185 124H186V122H185V124H183V123ZM203 122V123H204ZM224 122V121H223ZM22 123V122H21ZM47 123V122H46ZM46 123L44 124L45 126H46ZM91 124V123H93L92 124V126L91 125H89V126H91V128L88 126V129L86 128V129H84V125H86V124ZM98 123V124H99ZM113 123V122H112ZM147 123V122H146ZM145 123V124H146ZM178 123V122H177ZM192 123V122H191ZM202 122L200 123V124H203ZM257 123V122H256ZM261 123H263V122H261ZM35 124V123H34ZM37 124V123H36ZM58 124V123H57ZM118 124V125H119ZM123 124V125H122ZM162 124H163V122H162ZM182 124V125H181ZM214 123H212V125H213ZM239 124V123H238ZM260 124V123H259ZM264 124V123H263ZM21 125H23V123L21 124ZM39 125H40V123H39ZM56 125V124H55ZM93 125H96V126H93ZM125 125V126H124ZM161 125V124H160ZM175 125V124H174ZM173 125V126H174ZM193 125H197L198 126V123L197 124H193ZM246 125V124H245ZM34 126V125H33ZM109 126H110V124H109ZM124 126V127H123ZM163 127H165V124L164 125H162ZM162 126H160L159 128L161 129V127ZM176 126V125H175ZM177 126V127H178ZM182 126V127H183ZM186 126H187V124H186ZM244 126V125H243ZM256 127L258 126V125H255ZM27 127V126H26ZM35 127V126H34ZM115 127V126H114ZM145 127V126H144ZM151 127V126H150ZM153 127V126H152ZM151 127V129H154V127L152 128ZM176 127V128H177ZM196 127V126H195ZM242 127V126H241ZM262 127H264V126H262ZM261 127V128H262ZM23 128V127H22ZM32 128V127H31ZM42 128V127H41ZM45 128V127H44ZM54 128H56V130H57V128H58V126L56 127H54ZM61 128V127H60ZM63 128V127H62ZM62 128H61V130H62ZM65 128V127H64ZM99 128V127H98ZM108 128L109 127H107V129H106V131L108 130ZM111 128V127H110ZM158 128V129H159ZM166 128V127H165ZM164 128V129H165ZM175 128V127H174ZM188 128V127H187ZM186 128V129H187ZM194 128V127H193ZM254 128V127H253ZM258 128H259V126H258ZM33 129H36V128H33ZM103 129H104V126H103ZM144 129V128H143ZM151 129H149V130H151ZM167 129V128H166ZM177 129H179V128H177ZM190 129H192V128H190ZM198 130H199V128H197ZM242 129V128H241ZM241 129H239V130H241ZM244 129V128H243ZM248 129V128H247ZM23 130V129H22ZM37 130V129H36ZM38 130H40V129H38ZM48 130V129H47ZM51 130H52V128H51ZM50 130V132H52ZM55 130V131H56ZM59 130V129H58ZM85 130V131H84ZM98 130V129H97ZM110 130V129H109ZM109 130H108V133H109ZM142 130V131H141ZM155 130H157V128H155L154 129V131ZM182 130V129H181ZM185 130V129H184ZM193 130V129H192ZM191 130V131H192ZM195 130V129H194ZM259 130H263V129H260L259 128ZM258 130V131H259ZM53 131H54V129H53ZM55 131L53 132V133H50V134H53V136L54 135H56L55 134ZM92 131V130H91ZM105 131V130H104ZM111 131V130H110ZM113 129H112V133H113ZM159 131V130H158ZM163 131V130H162ZM200 131V130H199ZM246 131V130H245ZM253 131V130H252ZM59 132V131H58ZM87 132V133H86ZM157 132V131H156ZM156 132H154V133H156ZM188 131H186V133H187ZM257 132V131H256ZM28 133V132H27ZM26 133V134H27ZM32 133V132H31ZM37 133H39V132H37ZM43 133H45V132H43ZM48 133V132H47ZM56 133H57V131H56ZM67 133V132H66ZM88 133L90 134V135H88ZM104 133V132H103ZM108 133H107V135H108ZM115 133V132H114ZM160 133V132H159ZM163 133V132H162ZM190 132H188L186 135L188 136V134H189ZM213 133V132H212ZM259 133V132H258ZM36 134V133H35ZM41 134V133H40ZM39 134V135H40ZM49 134V135H50ZM60 134V133H59ZM68 134V133H67ZM106 134V133H105ZM149 134V133H148ZM153 134V133H152ZM157 134H158V132H157ZM192 134H193V132H192ZM241 134H242V132H241ZM240 134V135H241ZM252 134V133H251ZM29 135H30V133H29ZM32 135H34V134H32ZM32 135H31V137H32ZM39 135H38V137H39ZM44 135V134H43ZM48 135V134H47ZM110 135V134H109ZM151 135V134H150ZM156 135V134H155ZM198 135H199V133H198ZM210 135V134H209ZM243 135V134H242ZM245 135V134H244ZM250 135V134H249ZM262 135V134H261ZM51 136V135H50ZM50 136H49V138H50ZM52 136V137H53ZM61 136V135H60ZM69 136V135H68ZM92 136V135H91ZM154 136V135H153ZM163 136V135H162ZM190 137H192V138H194V136H191V135H189ZM200 136V135H199ZM211 136V135H210ZM224 136V135H223ZM251 136H253V135H251ZM263 136H264V133H263ZM26 137V136H25ZM28 137V136H27ZM34 137V136H33ZM44 137V136H43ZM47 137V136H46ZM45 137V138H46ZM51 137V138H52ZM58 138H59V136H57ZM88 137V138H87ZM144 137V136H143ZM146 137V136H145ZM159 137H161V136H159ZM189 137V138H190ZM196 137H198V136H196ZM238 137V136H237ZM241 137V136H240ZM256 137V136H255ZM262 137V136H261ZM35 138V137H34ZM50 138V139H51ZM55 138V137H54ZM96 138V137H95ZM105 138H106V136H105ZM188 138V137H187ZM242 138H243V140L245 139L243 136H242ZM250 138V137H249ZM20 139V138H19ZM26 140H24V141H26V144L28 143L27 142V138H25ZM48 139V137L45 139L46 141H49V140H47ZM56 139V138H55ZM54 139V140H55ZM60 139V138H59ZM107 139V140H108ZM153 139H155V137L153 138ZM157 139V138H156ZM262 139V138H261ZM29 140H30V137H29ZM31 140H33V139H31ZM35 140V139H34ZM62 140V139H61ZM66 140V139H65ZM64 140V141H65ZM144 140V139H143ZM192 140V139H191ZM197 140H201V137H200V139H197L196 138V141ZM204 140V139H203ZM210 140V139H209ZM225 140V139H224ZM235 140H237V139H235ZM239 140V139H238ZM250 140H251V138H250ZM52 141H53V139H52ZM69 141V140H68ZM194 142H196L195 140H193ZM202 141V140H201ZM200 141V142H201ZM18 142V141H17ZM30 142V141H29ZM39 142V141H38ZM50 142V141H49ZM66 142V141H65ZM100 142H102V140L100 141ZM99 142V143H100ZM107 142V141H106ZM175 142V141H174ZM200 142H196V143H200ZM209 142V141H208ZM225 142V141H224ZM238 142V141H237ZM52 143V142H51ZM54 143V142H53ZM61 143V142H60ZM95 143V142H94ZM105 143V142H104ZM128 143H129V146H127L128 145ZM177 143V142H176ZM243 143H245V142H243ZM258 143V142H257ZM42 144V143H41ZM45 144V143H44ZM43 144V145H44ZM56 144V143H55ZM64 144V143H63ZM98 144V143H97ZM96 144V145H97ZM145 144V143H144ZM208 144V143H207ZM222 144V143H221ZM237 144V143H236ZM241 144V143H240ZM29 145V144H28ZM42 145V146H43ZM51 145V144H50ZM54 145V144H53ZM60 145V144H59ZM73 145V144H72ZM101 145V144H100ZM176 145V144H175ZM199 145V144H198ZM206 145V144H205ZM246 145V144H245ZM247 145H248V143H247ZM41 146V145H40ZM45 146V145H44ZM65 146V145H64ZM63 146V147H64ZM109 146V145H108ZM143 146H145V145H143ZM177 146V145H176ZM207 146V145H206ZM205 146V147H206ZM238 146V145H237ZM244 146V145H243ZM22 147V146H21ZM33 147V146H32ZM38 147H39V145H38ZM55 147V146H54ZM58 147V146H57ZM101 147V146H100ZM149 147H151V146H149ZM178 147V146H177ZM239 147V146H238ZM248 147V146H247ZM246 147V148H247ZM40 148V147H39ZM43 148V147H42ZM52 148V147H51ZM148 148V147H147ZM151 148H153V147H151ZM150 148V150L148 149V151H149V153H147V154H150V156H151V152L150 151H152L153 149H151ZM237 148V147H236ZM264 148V147H263ZM262 148V149H263ZM17 149V148H16ZM32 149H34V147L32 148ZM50 149V148H49ZM53 149V148H52ZM108 149V148H107ZM249 149V148H248ZM262 149L260 150V151H262ZM37 150V149H36ZM44 150V149H43ZM141 150H142V152H141ZM239 150V149H238ZM14 151V150H13ZM35 151V150H34ZM38 151V150H37ZM36 151V152H37ZM93 151V150H92ZM100 151V150H99ZM171 151V150H170ZM245 151H247V150H245ZM36 152H33V151H31V150H29V148H27V146H24L22 149H18L17 151H16V154H15V156H16V158H17V160H16V162L18 161V163H19V165H20V169L22 168L25 172H26V170L28 169H30L31 171H32V174H33V178H32V181H33V188H32V185H31V190L34 192V190H37V191H39V194L42 192L43 193V187H45L47 184H48V186H49V183H48V181L50 182V183H56V185H58V184H60V183H65V182H69L70 180H74V182H75V185H76V191L79 189V191L78 192H80L81 190H83V189H85L83 186H84V184H85V176H84V174H83V170L80 168V167H82L81 165L80 166H78L77 164L79 163V162H75V163H77L76 165L77 166H75V165H73L74 166V168H69L68 167V170H67V168H64V166H63V163H61L62 161V159H55V160H53L54 162H53V164H51L48 168H50V167H52V169H51V171L49 172L48 170H50V169H48L47 171H43L44 173H43V175H42V177H39L40 175H38L39 173H38V169H37V167H38V165L39 166H42L43 165V163L44 162H46L47 161V159H46V156L44 157H42V155H40V153L38 154V153H36ZM39 152V151H38ZM40 152H43V151H40ZM46 152V151H45ZM97 152V151H96ZM219 151H217V152H215V153H218ZM244 152V151H243ZM263 152H264V150H263ZM263 152L261 153V155L263 154ZM46 153H48V152H46ZM66 153V152H65ZM98 153V152H97ZM101 153V152H100ZM145 153H146V151H145ZM167 153V152H166ZM174 153V152H173ZM215 153H214V155H215ZM237 153V152H236ZM13 154V153H12ZM93 154V153H92ZM96 154V153H95ZM105 154V153H104ZM122 154V153H121ZM146 154V155H147ZM153 154H155L153 151H152V157H155L156 155H153ZM169 154V153H168ZM167 154V155H168ZM172 154V153H171ZM201 154V153H200ZM204 154V153H203ZM244 154H245V152H244ZM46 155H50V153L49 154H46ZM78 155V156H79ZM101 155V154H100ZM118 155H115V157L116 156H118ZM122 155H124V154H122ZM175 155V154H174ZM202 155V154H201ZM213 154H212V156H213V158L216 156H214ZM64 156V155H63ZM110 156V155H109ZM119 156H118V158H119ZM130 156V157H131ZM148 156V158L149 159H152V158H150L149 157V155H147ZM161 156V155H160ZM159 156V157H160ZM170 156H173V155H169L168 156V159L167 160H171V159H173V157H171V158H169ZM176 156V155H175ZM211 156V155H210ZM210 156H209V158H210ZM244 156H247L246 154L245 155H243V157ZM257 156H259V153L257 154ZM264 156V155H263ZM262 156V157H263ZM80 157V156H79ZM102 158H103V156H101ZM106 157H107V155H106ZM143 157V156H142ZM142 157H141V159H142ZM144 157H145V154H144ZM163 157H165L164 156V154H163ZM237 157H238V155H237ZM248 158L246 159V162L244 163V164H246L245 166H246V170H248V167L247 166H250L249 165V163H253V161H252V159L250 158V156H247ZM52 158V157H51ZM101 158V159H102ZM105 158V157H104ZM114 158V157H113ZM121 158V157H120ZM127 158H128V156H127ZM156 158V157H155ZM155 158H153V159H155ZM177 158V157H176ZM233 158V157H232ZM240 158V157H239ZM264 158V157H263ZM93 159V158H92ZM91 159V160H92ZM115 159H117V157L115 158ZM146 160H147V157L145 158ZM162 159V158H161ZM210 159H212V157L210 158ZM234 159H235V157H234ZM237 159V158H236ZM241 159H243V158H241ZM240 159V160H241ZM262 159V158H261ZM77 160V159H76ZM83 160V159H82ZM94 160V159H93ZM95 160H97V159H95ZM105 160V159H104ZM103 160V161H104ZM109 160V159H108ZM114 160V159H113ZM131 160H135V159H131ZM140 160V159H139ZM155 160H157V159H155ZM158 160H159V158H158ZM164 160H166V159H164L163 158V161ZM166 160V161H167ZM169 160V163L171 162ZM176 160V159H175ZM200 160H201V158H200ZM207 160V159H206ZM217 160V159H216ZM230 160V159H229ZM239 160V159H238ZM238 160H237V162H238ZM33 161H35V162H33ZM52 161V160H51ZM61 161V162H60ZM73 161V160H72ZM78 161H79V159H78ZM107 161V160H106ZM115 161V160H114ZM114 161H112V162H114ZM118 161V160H117ZM145 161V160H144ZM143 161V162H144ZM149 161V160H148ZM147 161V162H148ZM154 161V160H153ZM161 161V160H160ZM163 161H161L160 162V164H162V162ZM166 161L164 162V164H166ZM173 161V160H172ZM208 161V160H207ZM219 161V160H218ZM233 161H235V160H233ZM244 161V160H243ZM84 162H86L85 160H84ZM105 162V161H104ZM109 162V161H108ZM110 162H111V160H110ZM109 162V163H110ZM111 162V163H112ZM150 162V161H149ZM155 162H157V161H155ZM194 162V161H193ZM196 163L198 162V161H195ZM195 162H194V164H195ZM211 162V161H210ZM217 162V161H216ZM236 162V161H235ZM240 162H242V161H240ZM74 163V162H73ZM72 163V164H73ZM87 163V162H86ZM101 163H103V162H101ZM116 163H118V162H116ZM121 163V162H120ZM130 163V162H129ZM134 162H133V164H135ZM139 164H135V166H133V168H134V172L135 173H132V174H134V176L132 175L131 176V178L129 179V181L128 182H131V186L130 185H124V187H122V189H124L123 191H121V186H120V194H121V198L124 200V202L125 203H127V200L130 198L129 197V191H131L132 193L130 194L131 195V202H133L134 200H133V198L135 197V193H136V191H135V188H133V187H135L137 184H138V181H140L141 179H143V178H140L139 177V175H141L140 174V170H141V163L140 162H138ZM154 163V162H153ZM158 163H159V161H158ZM156 164V165H158V166H160L159 164ZM167 163H168V161H167ZM172 163V162H171ZM229 163V162H228ZM231 163V162H230ZM243 163V162H242ZM251 163V164H252ZM258 163H259V161H258ZM38 164V165H37ZM80 164V163H79ZM96 164V163H95ZM112 164H115V162L114 163H112ZM119 164V163H118ZM123 164V163H122ZM147 164V163H146ZM151 164H152V160H151ZM163 164V165H164ZM193 164V165H194ZM232 165H233V162L231 163ZM117 165V164H116ZM115 165V166H116ZM119 165H121V164H119ZM118 165V166H119ZM143 165H145V163L143 164ZM150 165V164H149ZM162 165V166H163ZM166 165H168V164H166ZM176 165V164H175ZM189 165H190V163H189ZM214 165V164H213ZM216 165V164H215ZM229 165V164H228ZM236 165V164H235ZM242 165V164H241ZM240 165V166H241ZM71 166V165H70ZM87 166H88V163H87ZM110 166V165H109ZM125 166H126V163H125ZM147 166V165H146ZM152 166V165H151ZM172 166H174V165H172ZM177 166H178V163H177ZM198 166V165H197ZM203 166V165H202ZM237 166V165H236ZM234 166V168H237V169H239V166ZM243 166V168H245L244 167V165H242ZM241 166V167H242ZM43 167H46V166H44L43 165ZM67 167V166H66ZM86 167V166H85ZM105 167V166H104ZM108 167V166H107ZM145 167V166H144ZM204 167V166H203ZM203 167H202V169H203ZM227 167V166H226ZM231 167V166H230ZM233 167V166H232ZM96 168V167H95ZM112 168H114V165H112ZM121 167L119 166V169H120ZM124 168V167H123ZM133 168H131V170L133 169ZM149 168H150V166H149ZM154 168H155V166H154ZM164 168H166V166H163V168H161V169H164ZM172 168H174V167H172ZM175 168H177V167H175ZM192 168V167H191ZM190 168V169H191ZM195 168H197L196 167V165H195ZM200 167H198V171L200 170L199 169ZM250 168V167H249ZM67 170L66 172H63L62 170ZM108 169V168H107ZM169 169V168H168ZM100 170V169H99ZM123 170H125V169H122L121 171H123ZM144 170V169H143ZM154 170V169H153ZM172 170V169H171ZM215 170V169H214ZM230 170L232 171V169L230 168ZM234 170V169H233ZM253 170V169H252ZM22 171V170H21ZM30 171V172H31ZM96 171H98V170H96ZM101 171V170H100ZM110 171V170H109ZM118 171H120V170H118ZM133 171V170H132ZM172 171H174V170H172ZM191 171V170H190ZM194 171H196L195 169H194ZM197 171V172H198ZM201 171H204V170H201ZM200 171V172H201ZM237 171L238 170H235V172H230V173H237ZM249 171V170H248ZM247 171V172H248ZM29 172V171H28ZM27 172V173H28ZM39 172H40V170H39ZM62 172V173H61ZM104 172V171H103ZM147 173H148V171H146ZM227 172V171H226ZM243 172V171H242ZM250 172V171H249ZM248 172V173H249ZM26 173V174H27ZM110 173V172H109ZM108 173V174H109ZM152 173V172H151ZM153 173H155L154 171H153ZM152 173V174H153ZM157 173V172H156ZM162 173V172H161ZM228 173V172H227ZM239 174V176H241V174H240V171L238 172ZM252 173V172H251ZM21 174V173H20ZM121 174H123V172L121 173ZM120 174V175H121ZM165 174V173H164ZM169 174V173H168ZM196 174V173H195ZM194 174V175H195ZM201 174V173H200ZM225 174V173H224ZM223 174V175H224ZM253 174V173H252ZM30 175V174H29ZM125 175V174H124ZM160 175V174H159ZM197 175H199V173L197 174ZM207 175V174H206ZM206 175H204V176H206ZM226 175V174H225ZM231 174H229L228 176H230ZM243 175V174H242ZM20 177H23V178H19V186L20 185H23L24 183H22L23 181H24V176L23 175H19ZM28 175H26V177H27ZM96 176H97V174H96ZM113 176V175H112ZM111 176V177H112ZM123 176V175H122ZM122 176H119L118 177V175H116V177L117 178H112V180H113V184H112V181H111V186H115V187H117L118 188V186H119V184H121L122 186H123V184H126V181L125 180H123L124 179V177L122 178ZM146 176V175H145ZM156 176V175H155ZM203 176V175H202ZM209 175H207L205 178L203 177L202 179H204V181H205V179H207V178H209L208 177ZM211 176H212V174H211ZM210 176V177H211ZM30 177V176H29ZM98 177V176H97ZM113 177H115V176H113ZM153 177V176H152ZM199 177H201V175L199 176ZM231 177H232V175H231ZM253 177V176H252ZM28 178V177H27ZM129 178V177H128ZM139 178H140V180H139ZM154 178V177H153ZM169 178V177H168ZM228 178H230V177H228ZM227 178V179H228ZM241 178V177H240ZM31 179V178H30ZM46 179L48 180V181H46ZM156 179V178H155ZM164 179H166V177L164 178ZM195 179V178H194ZM198 179V178H197ZM224 179V178H223ZM227 179H226V181H227ZM232 179V178H231ZM236 178L234 177V180H235ZM250 179V178H249ZM158 180V179H157ZM156 180V181H157ZM207 180H210V178L209 179H207ZM215 180V179H214ZM228 180H230V179H228ZM101 180H99V182H100ZM120 181H124L125 183H120ZM191 181V180H190ZM200 181V180H199ZM202 181V180H201ZM200 181V182H201ZM213 181V180H212ZM225 181V180H224ZM251 182H252V180H250ZM25 182V181H24ZM102 182V181H101ZM128 182H127V184H128ZM151 182H155V180H151ZM195 182H197V181H195ZM207 182V181H206ZM218 182V181H217ZM230 182V181H229ZM235 182V181H234ZM237 182H239V180L237 181ZM31 183V182H30ZM98 183V182H97ZM146 183V182H145ZM199 183V182H198ZM208 183V182H207ZM215 183H216V181H215ZM261 183V182H260ZM262 183H264V182H262ZM89 184V183H88ZM99 184V183H98ZM101 184V183H100ZM147 184H150V182L148 183L147 182ZM217 184V183H216ZM254 184V183H253ZM55 185V186H56ZM64 185V184H63ZM91 185H92V183H91ZM139 185H141V184H139ZM202 185V184H201ZM201 185H200V187H201ZM207 185V184H206ZM237 185V184H236ZM30 186V185H29ZM48 186H46V188L48 187ZM51 186H53V185H51ZM58 186H60V185H58ZM66 186H67V184H66ZM66 186H64V187H66ZM73 186H74V184H73ZM113 186V187H114ZM127 188H126V187ZM164 186H165V184H164ZM168 186V185H167ZM208 186V185H207ZM248 186H250V183H249V185ZM247 185H246V187H248ZM254 186V185H253ZM259 186V185H258ZM260 186L262 187V185L260 184ZM50 187V186H49ZM61 187V186H60ZM70 187H71V184H70ZM112 187V188H113ZM115 187H114V189H115ZM149 187H150V185H149ZM154 187V186H153ZM200 187H198V188H200ZM203 187H205V185L203 184L202 185V188ZM231 187V186H230ZM46 188H44V189H46ZM50 188H53V187H50ZM58 188V187H57ZM72 188V187H71ZM74 188V190H75V187H73ZM87 188H89L88 186H87ZM98 188V187H97ZM101 188V187H100ZM137 188V187H136ZM164 188V187H163ZM167 188V187H166ZM169 188V187H168ZM201 188V189H202ZM215 188V187H214ZM227 188V187H226ZM250 188V187H249ZM251 188H252V183H251ZM255 188H256V186H255ZM66 189V188H65ZM70 189V188H69ZM81 189V190H80ZM94 189V188H93ZM96 189V188H95ZM153 190H154V188H152ZM201 189H200V191H201ZM206 189V188H205ZM204 189V190H205ZM252 189H254V188H252ZM29 190V189H28ZM47 190V189H46ZM49 190V189H48ZM68 190V189H67ZM71 190V189H70ZM117 190V191H116ZM118 189H115V191L118 193V191H119ZM146 190V189H145ZM199 190V189H198ZM198 190H197V192H198ZM215 190V189H214ZM227 190V189H226ZM251 190V189H250ZM250 190H248L247 192H249ZM262 190V189H261ZM73 191V190H72ZM76 191H74V192H76ZM94 191V190H93ZM99 191V190H98ZM98 191H96V192H98ZM138 191V190H137ZM149 191H150V189H149ZM168 191V190H167ZM166 191V192H167ZM230 191V190H229ZM238 191V190H237ZM253 191V190H252ZM36 192V191H35ZM45 192H47V191H45ZM70 192V191H69ZM83 192H84V190H83ZM83 192L81 191V193L83 194ZM232 192V191H231ZM236 192V191H235ZM255 192V191H254ZM264 191H262L261 192V194L263 193ZM42 193L40 194L41 196H42ZM72 192H70V194H71ZM85 193V192H84ZM86 193H88V192H86ZM85 193V194H86ZM91 193V192H90ZM118 193V194H119ZM143 193V192H142ZM165 193V192H164ZM163 193V194H164ZM196 193V192H195ZM213 193H215V192H213ZM253 193V192H252ZM36 194H38L37 192H36ZM73 194V193H72ZM71 194V195H72ZM76 194H78V193H76ZM85 194H83L84 196H85V203L83 202L84 200H83V198H82V200H80V201H82L83 202V204H85L84 206H85V210H84V215H83V213H82V215L83 216H81L80 217V221H79V231H80V233L78 232V233H76V231H73V228H74V223L71 221V218H63L62 220H61V224H62V226H64V228H66L67 230V232L69 231L70 233L69 234H74L73 232H75V234L77 235L76 237H78L79 236V245L81 246V245H84V243H85V240H86V238H85V230L84 229H88V232H90L91 233V235L92 236H94V235H96V234H98V229L95 227V217L94 218H92L94 215H92V217L90 216L92 213V210H93V208L95 207H97V206H102V204H101V201L100 202H97V201H95L93 198H92V195L90 196L89 194V196L88 195H85ZM98 194V193H97ZM138 194H139V192H138ZM151 194V193H150ZM201 194V193H200ZM228 194H229V196H230V192H228ZM232 195H233V193H231ZM44 195H45V193H44ZM43 195V196H44ZM70 195V196H71ZM74 195V194H73ZM98 195H100V194H98ZM136 195H137V193H136ZM142 194H140V196H141ZM145 195V194H144ZM26 196V195H25ZM39 196V195H38ZM42 196V197H43ZM102 196V195H101ZM117 196V195H116ZM228 196V195H227ZM22 197V196H21ZM94 197V196H93ZM138 197V196H137ZM142 197H144V196H142ZM142 197H139V198H141L142 199ZM146 197V196H145ZM151 197V196H150ZM150 197L148 198V200L150 199ZM39 198V200H40V197H38ZM101 198V197H100ZM138 198V199H139ZM147 198V197H146ZM153 198V197H152ZM229 198V197H228ZM231 198L232 197H230V200H231ZM21 199V198H20ZM73 199H74V197H73ZM97 199V198H96ZM116 199V198H115ZM119 199V198H118ZM122 199H120L121 201L120 202H122ZM137 199V200H138ZM158 199H159V197H158ZM164 199V198H163ZM260 199V198H259ZM258 199V200H259ZM38 199H35V200H33V202H34V204H37L38 203V201H39ZM130 200L128 201V205L131 203L130 202ZM136 200V199H135ZM162 200V199H161ZM232 200H233V198H232ZM256 201H257V199H255ZM264 200V199H263ZM21 201H23V200H21ZM49 201V200H48ZM79 201V202H80ZM164 201V200H163ZM214 201V200H213ZM24 202V201H23ZM21 202L22 203V205L23 204H27L26 202ZM31 202H32V200H31ZM30 202V203H31ZM68 202H70V201H68ZM67 202V203H68ZM82 202H81V205H82ZM113 202V201H112ZM116 202V201H115ZM124 202H122V204H124ZM157 202V201H156ZM165 202V201H164ZM164 202H163V204H164ZM167 202V201H166ZM165 202V203H166ZM171 202H172V200H171ZM191 202V201H190ZM195 202V201H194ZM231 202V201H230ZM233 202V201H232ZM260 203L262 202V201H259ZM149 203V202H148ZM193 203V202H192ZM196 203H198V202H196ZM234 203V202H233ZM232 203V204H233ZM236 203V202H235ZM237 203H239V202H237ZM257 203H258V201H257ZM256 203V204H257ZM20 204V203H19ZM56 204V206H57V209H58V203H55ZM75 204V203H74ZM77 204V203H76ZM127 204H125V207H126V205ZM133 204V203H132ZM157 204H159V202L157 203ZM172 204V203H171ZM199 204V203H198ZM216 204V203H215ZM261 204H263V203H261ZM30 205H32V204H30ZM59 205H61V204H59ZM116 205H117V203H116ZM127 205V206H128ZM135 205V204H134ZM148 205H151V204H148ZM156 205V204H155ZM160 205V204H159ZM162 205V204H161ZM173 205V204H172ZM171 205V209H172V207L173 208H175L174 206L175 205H173L172 206ZM193 205V204H192ZM234 205V204H233ZM260 205V204H259ZM18 206V205H17ZM24 206H26V205H24ZM23 206V207H24ZM36 206V205H35ZM78 206V205H77ZM122 206V205H121ZM131 206V205H130ZM187 206V205H186ZM211 206V205H210ZM235 206V205H234ZM258 206V205H257ZM264 206V205H263ZM22 207V208H23ZM27 207V206H26ZM60 207V206H59ZM65 207V206H64ZM102 207H104V204H103V206ZM107 207V206H106ZM105 207V208H106ZM112 207H113V205H112ZM111 207V208H112ZM115 207V206H114ZM113 207V208H114ZM135 207H136V205H135ZM135 207H134V210H136L135 209ZM139 207V206H138ZM150 207V206H149ZM229 207V206H228ZM231 207H233V206H231ZM259 207V206H258ZM262 206H260V208H261ZM19 208H21V207H18V210H19ZM33 208H35L34 206H33ZM63 208V207H62ZM82 208H84V207H82ZM82 208H81V211H82ZM100 208V207H99ZM98 208V209H99ZM109 208V207H108ZM137 208V207H136ZM140 208V207H139ZM159 208H160V206H159ZM159 208L157 207L156 209H157V211L159 212ZM186 208V207H185ZM184 208V209H185ZM192 208V207H191ZM196 212L194 211V213H196L195 215H193L194 217H190V215H189V213H188V215H189V217H190V219H189V217H188V215L184 212V211H182V213L180 214V216H179V218L177 219V218H174V219H176L177 221H176V223H175V226H174V234L176 235V237H175V235H174V237H175V241H174V244L175 245H177V246H175V252L176 251H178V250H182V251H184V249H186V247H188L189 248V246H190V248H193L194 246H196L197 248H200V247H202V246H204L202 243L204 242L203 240L204 239H201L200 240V238L201 237H203V235L205 234V232H206V228H205V224H204V226H203V222H204V220H203V217H204V207H200L199 205H197L196 207ZM213 208V207H212ZM212 208H210L209 207V210L206 212V215H207V218H209V216L214 212L213 211V209ZM236 208V207H235ZM242 208V207H241ZM263 208V207H262ZM28 209H29V205H28ZM65 209V208H64ZM124 209V208H123ZM126 209V208H125ZM127 209L129 210V207H127ZM215 209V208H214ZM230 209H232V208H230ZM258 208H256V210H257ZM26 210V209H25ZM25 210H24V212H25ZM29 210H31V209H29ZM36 210V209H35ZM95 210H97V209H95ZM105 210V209H104ZM103 210V211H104ZM112 210V209H111ZM131 210H133L132 209V207H131ZM154 210V209H153ZM175 210V209H174ZM187 210V209H186ZM189 210V209H188ZM194 210V209H193ZM233 210V209H232ZM231 210V211H232ZM240 209H238L237 208V214H239L240 213V211H239ZM28 211V210H27ZM94 211V210H93ZM108 211H110L109 209L107 210V212ZM127 211V210H126ZM141 211V210H140ZM151 211H152V209H151ZM155 211V210H154ZM156 211V212H157ZM238 211H239V213H238ZM15 212V211H14ZM18 212V211H17ZM21 212V211H20ZM23 212V213H24ZM58 212L60 213V210L58 209ZM97 212V211H96ZM106 212V211H105ZM116 212H117V210H116ZM130 212V211H129ZM135 212V211H134ZM138 212H139V210H138ZM157 212V213H158ZM179 212V211H178ZM190 212H193V211H191V209H190ZM256 212V211H255ZM261 212V211H260ZM260 212H259V214H260ZM30 213V212H29ZM33 213V212H32ZM94 213V212H93ZM103 213V212H102ZM152 213V212H151ZM155 213V212H154ZM166 213V212H165ZM235 213V212H234ZM18 214V213H17ZM64 214V213H63ZM76 214V213H75ZM104 214H106L107 216H106V222L103 224V227L101 228V231H102V233L104 234L105 233V230L109 227L110 228V226L112 225V222L114 221V219H115V217H114V214H116L115 213V211H110L108 214L107 213H104ZM117 219H116V223H117V225H118V227L119 226H123V225H126V219H127V222L128 221H131V220H133V219H129V216H131V214L128 216V214L125 212V211H123L122 209L121 210H119V212H117ZM162 214V213H161ZM191 214V213H190ZM253 214H254V212H253ZM258 213H257V215H259ZM262 214V213H261ZM264 214V213H263ZM24 215V214H23ZM31 215V214H30ZM153 215L154 214H151V216H152V218H153ZM167 215V214H166ZM169 216V218L171 217V213L170 214H168ZM231 215H232V213H231ZM234 215V214H233ZM244 215V214H243ZM255 215H256V213H255ZM254 215V218H256V216ZM67 216V215H66ZM116 216V215H115ZM139 216H140V213H139ZM147 216V215H146ZM212 216V215H211ZM210 216V217H211ZM235 216V215H234ZM32 217V216H31ZM60 217V216H59ZM175 217V216H174ZM206 217V216H205ZM258 217H260V216H258ZM257 217V218H258ZM173 218V217H172ZM171 218V219H172ZM261 218V217H260ZM105 219V218H104ZM234 219V218H233ZM237 219V218H236ZM97 220H99V218H97ZM101 220V219H100ZM99 220V221H100ZM142 220V219H141ZM206 220V219H205ZM261 220V219H260ZM26 221H27V219H26ZM148 221V220H147ZM166 221V220H165ZM169 221H170V219H169ZM208 221V220H207ZM262 221V220H261ZM98 222V221H97ZM149 222V221H148ZM263 222V221H262ZM101 223V222H100ZM142 223V222H141ZM167 223H168V221H167ZM166 223V224H167ZM170 223V222H169ZM149 225H148V227L150 226V222L148 223ZM166 224H165V228H166ZM116 225V226H117ZM144 225V224H143ZM164 225V224H163ZM174 225V224H173ZM263 225V224H262ZM54 226V225H53ZM153 226V225H152ZM168 226V225H167ZM196 226V227H195ZM207 226V225H206ZM259 226V225H258ZM264 226V225H263ZM262 226V227H263ZM49 227V226H48ZM131 227V226H130ZM136 227V226H135ZM134 226L132 227V228H130L129 229V227H128V229H129V234H128V236H129V239L127 240V241H129L130 243H132V244H134V241H135V243H136V239L135 238H137L136 236V234L133 232V230H137L136 228H135ZM144 227V226H143ZM148 227H146V228H148ZM151 227V226H150ZM161 227H163V226H161ZM169 227V226H168ZM60 229V219L56 222V224H55V226H54V229ZM99 228H100V226H99ZM108 228V229H109ZM153 228V227H152ZM264 228V227H263ZM62 229V228H61ZM60 229V230H61ZM144 229V228H143ZM162 229H164V228H162ZM161 229V230H162ZM257 229H258V227H257ZM98 230V231H97ZM131 230V231H130ZM140 230H142V229H140ZM149 230V229H148ZM151 230H153V229H151ZM155 230V229H154ZM153 230V231H154ZM166 230H168V229H166ZM170 230V229H169ZM208 230V229H207ZM261 230H262V228H261ZM78 231V230H77ZM159 231V230H158ZM263 231V230H262ZM262 231H261V233H262ZM61 232V231H60ZM155 232V231H154ZM162 232V231H161ZM173 232V231H172ZM259 232V231H258ZM137 233V232H136ZM140 233V232H139ZM142 233V232H141ZM150 233V232H149ZM152 233V232H151ZM151 233H150V235H151ZM163 233V232H162ZM162 233H161V235H162ZM255 233H257V232H255ZM57 234V233H56ZM67 234V233H66ZM71 234V235H72ZM75 234H74V236H75ZM138 234V233H137ZM153 234V233H152ZM260 234V233H259ZM105 235L107 236V233H105ZM104 235V236H105ZM264 235V234H263ZM105 236V237H106ZM127 236V237H128ZM141 236V235H140ZM153 237H155L156 238V240H157V237H160V233H156V235L155 234H153L152 235ZM151 236V237H152ZM57 237V236H56ZM68 237V236H67ZM73 237V236H72ZM104 237V239H106ZM109 237H110V235H109ZM109 237H108V239H109ZM145 237H146V235H145ZM148 237H150V236H148ZM153 237L151 238V239H153ZM163 237V236H162ZM173 237V236H172ZM172 237L170 238V241H173L172 240ZM178 237V238H177ZM71 238V237H70ZM74 238V237H73ZM90 238H92V237H90ZM177 238V239H176ZM135 239V240H134ZM141 238H139V240H140ZM145 239V238H144ZM155 240V239H154ZM154 240H147V242L148 241H154ZM156 240H155V242H156ZM160 240H164V238L162 239H160ZM159 240V243L161 244V242L162 241H160ZM165 240H168V239H165ZM113 241V240H112ZM138 241V240H137ZM203 241V242H202ZM167 242V241H166ZM168 242H169V240H168ZM176 242V243H175ZM107 243V242H106ZM129 243V244H130ZM145 243V242H144ZM144 243H142L143 245H144ZM151 242H149V246L152 244H150ZM158 243V242H157ZM163 243V242H162ZM173 242H171L170 243V245L172 244ZM208 243V242H207ZM62 244H64V242H60V238H58V239H56V241H55V243H54V246L57 248V249H60L61 250V248H60V245H62ZM75 244H76V242H75ZM137 244V243H136ZM141 244V245H142ZM154 244V243H153ZM109 246H110V244H108ZM131 245V244H130ZM135 245V244H134ZM141 245H139V246H141ZM143 245H142V248H144L143 247ZM145 245H146V243H145ZM202 245V246H201ZM63 246V245H62ZM61 246V247H62ZM106 246V245H105ZM113 246V245H112ZM126 246H128V245H126ZM159 246V245H158ZM82 247V246H81ZM80 247V248H81ZM136 247H137V245H136ZM153 247V248H152ZM150 246V248H152V251H153V254H154V256H156V258H158L157 256H159V255H157V253H158V250H160L161 248L159 247V249H158V247H156V244L155 245H153V246ZM195 247V248H196ZM78 248V247H77ZM134 248H135V246H134ZM140 248V247H139ZM177 248H178V250H177ZM26 249V248H25ZM42 249V251L43 252H46L45 250H44V248H41ZM79 249V248H78ZM77 249V250H78ZM132 249V248H131ZM130 249V250H131ZM133 250V249H132ZM140 250V249H139ZM138 250V251H139ZM192 250V249H191ZM195 250V249H194ZM197 250V249H196ZM195 250V251H196ZM200 250H202L201 252H198V253H196V252H194V253H196V255H194L193 256V254L192 255H190L189 257H190V260H192V259H197V260H200V261H203L204 259H205V252H204V250H203V248L202 249H200ZM24 251V250H23ZM142 251L143 250H141V253H142ZM150 251V250H149ZM181 251V252H182ZM186 251H188V250H186ZM190 251V250H189ZM199 251V250H198ZM42 252V253H43ZM78 252H80V251H78ZM126 252V251H125ZM132 252H134V251H132ZM144 252V251H143ZM160 252V251H159ZM178 252H180V251H178ZM177 252V253H178ZM180 252V253H181ZM185 252V251H184ZM193 252V251H192ZM192 252H190V253H192ZM47 253V252H46ZM62 253V252H61ZM65 253V252H64ZM139 253H140V251H139ZM165 253V252H164ZM179 253V254H180ZM45 254V253H44ZM125 254V253H124ZM134 255H136V253L134 252L133 253ZM138 254V253H137ZM159 254V253H158ZM182 254V253H181ZM30 254H27V256H25V261H26V264H32V261H33V259L31 258V256H29ZM46 255V254H45ZM47 255H49V252H48V254ZM72 255V254H71ZM70 255V256H71ZM132 256V254H129V257H128V259L130 258V262L131 263H133V264H136L138 261H137V259L139 258V254L137 255V256H135V257H131ZM148 255V254H147ZM175 255V254H174ZM178 255V254H177ZM62 256V255H61ZM66 256H69V255H67L66 254ZM65 256V257H66ZM176 256V255H175ZM180 256V255H179ZM182 256V255H181ZM64 257V256H63ZM62 257V258H63ZM72 257V256H71ZM74 257V256H73ZM126 257V256H125ZM148 257V256H147ZM178 257V256H177ZM184 257H186L185 255L183 256V258ZM188 257V256H187ZM180 258V257H179ZM67 259V258H66ZM125 260L127 259V258H124ZM175 259V258H174ZM181 260H182V258H180ZM179 259V261H181ZM186 259V258H185ZM154 260V259H153ZM187 261H188V258L186 259ZM193 260V261H194ZM67 261V260H66ZM69 261V260H68ZM70 261H71V259H70ZM70 261H69V263H70ZM77 261V260H76ZM128 261V260H127ZM137 261V262H136ZM183 261V260H182ZM192 261V262H193ZM196 261V260H195ZM217 261V260H216ZM264 261V260H263ZM73 262H75V261H73ZM157 263L156 264H164L163 263V261L162 260H160V259H157V261H156ZM256 262V261H255ZM69 263H67V264H69ZM175 263H176V261H175ZM177 263H178V259H177ZM188 263H190L189 261H188ZM212 263V262H211ZM258 263V262H257ZM260 263H262V262H260ZM16 264H23L22 263V258L21 257H19V259L16 261ZM71 264H72V262H71ZM73 264H75V263H73ZM145 264V263H144ZM179 264H181V262L179 263ZM187 264V263H186ZM221 264V263H220ZM264 264V263H263Z\"/></svg>","mask_w":264,"mask_h":264}]
</instances>
